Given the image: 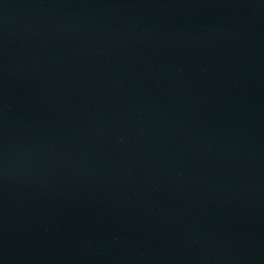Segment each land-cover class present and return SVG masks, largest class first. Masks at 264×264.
<instances>
[{
    "label": "water",
    "instance_id": "obj_1",
    "mask_svg": "<svg viewBox=\"0 0 264 264\" xmlns=\"http://www.w3.org/2000/svg\"><path fill=\"white\" fill-rule=\"evenodd\" d=\"M0 264H264V0H0Z\"/></svg>",
    "mask_w": 264,
    "mask_h": 264
}]
</instances>
